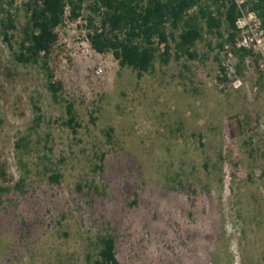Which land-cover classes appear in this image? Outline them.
<instances>
[{"label": "rangeland", "instance_id": "1", "mask_svg": "<svg viewBox=\"0 0 264 264\" xmlns=\"http://www.w3.org/2000/svg\"><path fill=\"white\" fill-rule=\"evenodd\" d=\"M25 1L0 0V264H95L106 236L117 264H264L258 18L237 20L242 58L204 32L193 57L171 44L137 77L90 48L99 17L84 0L56 29L53 96L47 69L17 63L2 38Z\"/></svg>", "mask_w": 264, "mask_h": 264}, {"label": "trees", "instance_id": "2", "mask_svg": "<svg viewBox=\"0 0 264 264\" xmlns=\"http://www.w3.org/2000/svg\"><path fill=\"white\" fill-rule=\"evenodd\" d=\"M91 11L99 17L93 24L87 18V42L96 53L110 52L120 67L135 71L137 77L148 73L154 60L167 62L171 44L175 57H193L189 50L203 38V33L216 34L222 40L218 47L228 45L227 52L241 58L250 53L238 47L235 37L237 20L242 10L253 13L264 35V0H91ZM84 0H26L21 25L8 16L3 22L2 38L13 59L22 65H41L47 69L48 89L56 90L48 67L49 54L57 40L56 29L65 18L80 16ZM67 11V16H66ZM225 26L226 35L221 32ZM14 41V42H12ZM224 72V67H220ZM225 78V76H224ZM68 122L74 121L70 106ZM229 134L235 136L231 123ZM101 168V166H98ZM95 264H117L114 239L101 240Z\"/></svg>", "mask_w": 264, "mask_h": 264}, {"label": "built area", "instance_id": "3", "mask_svg": "<svg viewBox=\"0 0 264 264\" xmlns=\"http://www.w3.org/2000/svg\"><path fill=\"white\" fill-rule=\"evenodd\" d=\"M236 25H237V23H236ZM260 33H261V35H263V33L261 32V30H260ZM237 43V42H236ZM245 43H246V41L244 40V38H243V42H242V45H245ZM237 46L239 47L240 46V44L239 43H237Z\"/></svg>", "mask_w": 264, "mask_h": 264}]
</instances>
